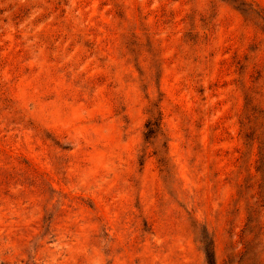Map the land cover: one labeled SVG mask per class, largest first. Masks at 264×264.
<instances>
[{"label":"rangeland","instance_id":"1","mask_svg":"<svg viewBox=\"0 0 264 264\" xmlns=\"http://www.w3.org/2000/svg\"><path fill=\"white\" fill-rule=\"evenodd\" d=\"M263 16L0 0V264H264Z\"/></svg>","mask_w":264,"mask_h":264},{"label":"trees","instance_id":"2","mask_svg":"<svg viewBox=\"0 0 264 264\" xmlns=\"http://www.w3.org/2000/svg\"><path fill=\"white\" fill-rule=\"evenodd\" d=\"M236 9L239 10L240 12H244V10L241 8L236 7ZM262 21L264 23V16L262 18ZM256 72H258V71H256ZM258 78H259V73L257 74L255 81H251V85L256 84V80ZM251 85H249L247 88L249 89L251 87ZM157 120H158L157 118L152 117V116L147 118V120L144 124V127L146 129V132H145L146 137L149 136V134L153 133L156 130V128H158L159 122ZM263 143H264V130H263ZM262 159H264V148L261 150V153L258 152V157H257L256 162H260ZM255 171H258V168H255ZM262 171L264 172V166H263ZM202 250L204 253L206 263L207 264H213V253L207 249V246H205V244H203Z\"/></svg>","mask_w":264,"mask_h":264}]
</instances>
